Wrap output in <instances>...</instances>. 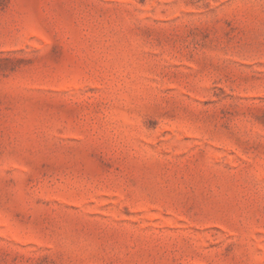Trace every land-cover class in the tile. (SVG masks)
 Returning <instances> with one entry per match:
<instances>
[{
    "label": "rangeland",
    "instance_id": "rangeland-1",
    "mask_svg": "<svg viewBox=\"0 0 264 264\" xmlns=\"http://www.w3.org/2000/svg\"><path fill=\"white\" fill-rule=\"evenodd\" d=\"M0 264H264V0H0Z\"/></svg>",
    "mask_w": 264,
    "mask_h": 264
}]
</instances>
